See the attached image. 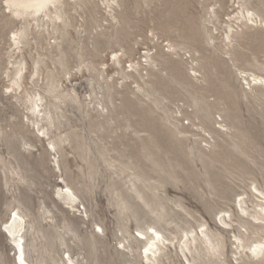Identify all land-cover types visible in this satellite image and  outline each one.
<instances>
[{
  "label": "rangeland",
  "instance_id": "1",
  "mask_svg": "<svg viewBox=\"0 0 264 264\" xmlns=\"http://www.w3.org/2000/svg\"><path fill=\"white\" fill-rule=\"evenodd\" d=\"M104 1H71L72 25L39 40L31 34L22 54L11 37L26 21L0 0V264H17L6 232L16 213L25 215L30 264H62L69 253L78 264H146L139 232L151 226L176 238L159 264H188L175 246L202 223L223 234L225 250L217 259L197 245L199 254L187 251L192 264H264L240 258L234 244L235 203L244 196L253 214L250 188L264 191V84L250 90L239 70L264 76V28L235 18L245 0H122L117 20ZM226 22L240 30L234 45ZM55 37L70 75L56 62ZM23 55L26 89L43 96L41 116L11 87L12 63ZM67 185L78 196L73 205L58 193Z\"/></svg>",
  "mask_w": 264,
  "mask_h": 264
},
{
  "label": "bare ground",
  "instance_id": "2",
  "mask_svg": "<svg viewBox=\"0 0 264 264\" xmlns=\"http://www.w3.org/2000/svg\"><path fill=\"white\" fill-rule=\"evenodd\" d=\"M71 1L75 3L76 6L78 4H85L86 0H6L7 4L14 8L13 12L15 14H18L19 16H22L26 21V26L21 32H17L13 34V37H11V41L13 44L16 45V50L19 49V51L24 54V48L28 46L31 43V34L35 36L37 40H39V36L43 35L46 30L50 31L49 28L52 27L53 33L54 32H61L67 26H71L72 22L69 19V8L72 6ZM263 1V0H262ZM122 0H105L104 3L107 4V6L111 9L112 12V18L115 20L118 19L117 15V8L121 6ZM264 2V1H263ZM249 0H245L240 4V12L237 16H235L236 19L240 20L241 23L247 28L250 29L254 26H260L261 28H264V7L260 8L259 6H253L249 5ZM264 5V4H263ZM215 17L219 18V15L217 14V10H213L212 12ZM29 19H32L35 21V24L32 25L31 21ZM62 25V27H61ZM227 27V35L226 38L229 42V44H233L234 40L239 36L240 30L234 29V27L226 22ZM86 31V28L84 29ZM66 31V29H65ZM44 36V35H43ZM65 36V35H64ZM63 36V37H64ZM209 38L210 40H214L215 36L213 34V31H209ZM58 37H55V44L52 45L55 49L59 50V58H57L56 62L60 64L61 66H65L64 74L70 75V71L67 70V63L64 59V56L66 54L65 49L61 47L60 42H57ZM37 42V41H36ZM228 54H231V52H227ZM116 56V62L119 64L120 59ZM152 56H150L151 59ZM231 61L234 62V58H232L231 54ZM80 59H83V54H80ZM196 58H193V60ZM80 60V61H81ZM43 59L41 57L34 59V70H33V77L35 75H41L42 72V64ZM81 62H84L81 61ZM152 63V62H151ZM14 71L9 75L11 80V87L14 91L23 90L28 97L29 101V109L31 110L32 115L37 114L38 115H44L46 112V108H44V100L43 96L40 93L37 92H29L26 89L25 83H26V73L29 71L27 61L25 56L12 63ZM81 65V64H80ZM194 65V62H193ZM196 65V64H195ZM193 66L191 69L196 74L198 72V68L196 66ZM235 65V64H234ZM88 68L94 69L96 68L94 63L89 62ZM240 73H242V78L245 80L246 85L252 90L253 85L255 84H264V76L259 75L258 73L252 71H247L240 69ZM104 72V71H103ZM121 72L125 76H131L129 73L125 72V68H121ZM38 76V77H39ZM53 79V75L49 76ZM143 77V76H142ZM51 80V81H52ZM56 85V82H52L50 84V88L48 89V92H52V88H54ZM57 98V97H56ZM98 105H101L103 108V111H109L110 107L105 103L101 102L100 100L97 102ZM52 112L51 110L49 113H47L46 117L51 118ZM41 130V129H39ZM63 142V138L58 136L56 141H50V144L53 148H56L57 145L61 144ZM59 159V158H58ZM58 161V160H57ZM133 186L136 184L133 182ZM254 185V184H253ZM256 185V184H255ZM251 193L253 197H257L258 200L256 201V209L253 214L249 211V206H247L246 198L240 197L239 201L235 204L240 207L241 214L240 219V228L239 235H235V248L241 257L243 258V255L245 254L249 259L252 256L253 259H261V261L264 263V191L263 189H259L258 186H252L250 188ZM152 191V190H151ZM59 195L62 197L64 201H68L71 205L75 204V202L78 199V196L75 194L71 186L67 185V189L64 191L63 188L59 189ZM242 196V195H241ZM255 200V199H254ZM246 216V218H245ZM250 218L253 220L251 221ZM12 222H10L9 225L6 227V232L9 234L10 239L14 242L16 247V263L17 264H30L26 258L25 255V244L23 243L24 236L21 235L23 232L25 224V215L16 213L14 216L11 215ZM221 222L224 224V226L228 227L229 222L225 219V216L220 218ZM200 231L196 230H190L183 232V236L178 239V247L175 246L177 250H179L184 257L187 258L188 264H192L188 260V254L192 253V251H196V253H200L197 245L204 246V248L207 250L208 254L212 257H216L217 259L220 258L222 252L221 250H225L224 246H222V238L223 234L220 232H216L215 234H210L208 232V228L206 227V223L201 224ZM143 238H145V245L144 249L142 250V258L146 261V264H159L160 258L159 255H162V253L165 252V249L167 248V243H174V240L176 238H168L162 234V232L154 227H150L149 231L139 232ZM8 237V238H9ZM254 238V239H253ZM122 243V242H121ZM131 245H122V248L124 250H131ZM194 248V249H193ZM222 248V249H221ZM194 251V253H195ZM247 258V259H248ZM203 259V258H202ZM238 259V258H236ZM62 264H78L75 260L74 256H72L70 253L68 254L67 258H62ZM56 263V262H55ZM198 263V261H197ZM58 264V263H56Z\"/></svg>",
  "mask_w": 264,
  "mask_h": 264
}]
</instances>
